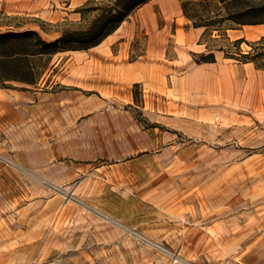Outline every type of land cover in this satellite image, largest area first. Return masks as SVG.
Instances as JSON below:
<instances>
[{
	"label": "crops",
	"instance_id": "1",
	"mask_svg": "<svg viewBox=\"0 0 264 264\" xmlns=\"http://www.w3.org/2000/svg\"><path fill=\"white\" fill-rule=\"evenodd\" d=\"M65 5L0 0V14L58 22ZM158 7L137 6L95 46L52 54L32 83H0V152L17 163L0 160V264H172L126 226L197 264H264V211L205 217L189 191H166L164 180L185 165L194 127L257 103L264 69L221 50L196 62L193 52L208 51L205 28L192 25L180 0ZM227 35L257 42L264 23ZM52 185L91 207L64 202Z\"/></svg>",
	"mask_w": 264,
	"mask_h": 264
},
{
	"label": "rangeland",
	"instance_id": "2",
	"mask_svg": "<svg viewBox=\"0 0 264 264\" xmlns=\"http://www.w3.org/2000/svg\"><path fill=\"white\" fill-rule=\"evenodd\" d=\"M62 1L67 2L65 6H69L64 7L68 11L66 20L50 22L31 16L7 17L0 14V31L39 26L37 29L45 38H54L61 30L81 20V13L77 9L87 3L93 5L97 0ZM159 1L161 0L147 2L158 9ZM135 9L127 15L124 22L135 18ZM214 14L215 12L211 13ZM37 20L43 22V28ZM226 24L230 23L225 22L221 27L227 26ZM205 39L208 40L210 37L206 36ZM249 42L242 43V49L245 53L250 52V56L255 58L254 62L264 69V38L257 42ZM216 43L226 42L220 39ZM48 62L49 59H46L42 64L47 65ZM258 99L252 107L229 106L228 115L213 121H205L203 131H196L194 127L192 130L195 131L190 135L194 145L182 155V162L185 165H180V168L174 167L172 175L164 176L166 191H189L192 197L188 200L193 207H199L201 210H197L199 213L202 215L204 213L205 217L211 216L212 219L225 216L227 213L228 216L237 215L241 219L261 214L264 211V86ZM65 190L68 195L64 196V202L91 207L86 200L78 198L70 190ZM173 200L165 198L164 202L172 203ZM101 215L109 222L124 226L111 216L108 219ZM251 230L246 231L250 236L258 233V230L252 232ZM125 231L137 244L147 245L168 256L172 264H182L172 260L178 255L185 258L178 250L154 240L136 228L129 227ZM187 260L197 264L193 260Z\"/></svg>",
	"mask_w": 264,
	"mask_h": 264
},
{
	"label": "trees",
	"instance_id": "3",
	"mask_svg": "<svg viewBox=\"0 0 264 264\" xmlns=\"http://www.w3.org/2000/svg\"><path fill=\"white\" fill-rule=\"evenodd\" d=\"M149 0H97L77 9L81 20L61 30L54 38H45L39 30L26 28L0 31V83L17 80L32 83L41 73L43 60L65 50H82L99 44L115 31L127 15ZM183 14L194 27H204L200 39L207 44V52L195 53L196 62H213L214 51L239 62H254L250 52L245 53L244 38L231 40L227 30L242 25L264 23V0H180ZM211 15V13H214ZM39 25L43 28V22ZM225 22L227 26L221 27ZM216 32V35L213 33ZM209 36L210 39H205ZM224 44L216 43L218 40ZM255 63V62H254ZM255 65L259 67L256 63ZM260 68V67H259ZM136 94V89H135Z\"/></svg>",
	"mask_w": 264,
	"mask_h": 264
},
{
	"label": "built area",
	"instance_id": "4",
	"mask_svg": "<svg viewBox=\"0 0 264 264\" xmlns=\"http://www.w3.org/2000/svg\"><path fill=\"white\" fill-rule=\"evenodd\" d=\"M0 160L3 161V162L6 163V164L17 165L16 161H15L11 156H8V155L3 154V153H1V152H0ZM52 188H53L55 191L62 193L63 196L67 197L68 194H67V191H66L65 189H63V188H61V187H59V186H56V185H52ZM103 215H104L106 218H108V219H109V217H110V216L107 215V214H103ZM124 227H125V226H124ZM126 228L129 229V227H126ZM172 260H173L174 262H180V263H182V264H193V263H191L190 261H188L187 259H185V258H183V257H179V255L173 257Z\"/></svg>",
	"mask_w": 264,
	"mask_h": 264
}]
</instances>
